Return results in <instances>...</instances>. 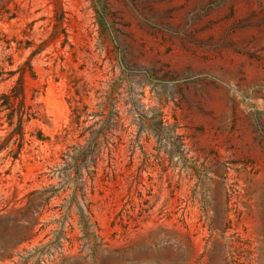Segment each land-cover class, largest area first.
<instances>
[{
  "label": "rangeland",
  "instance_id": "374dc122",
  "mask_svg": "<svg viewBox=\"0 0 264 264\" xmlns=\"http://www.w3.org/2000/svg\"><path fill=\"white\" fill-rule=\"evenodd\" d=\"M0 33L36 75L23 145L0 114V264H264V0H0ZM72 86L121 117L95 181L61 158Z\"/></svg>",
  "mask_w": 264,
  "mask_h": 264
},
{
  "label": "trees",
  "instance_id": "16d2710c",
  "mask_svg": "<svg viewBox=\"0 0 264 264\" xmlns=\"http://www.w3.org/2000/svg\"><path fill=\"white\" fill-rule=\"evenodd\" d=\"M2 33H0V36ZM2 40L0 39V42ZM14 40H8L7 36H5L4 42L6 43V49H11V43ZM15 42L17 43V51L22 50V41L15 38ZM48 43H46L47 45ZM45 43H43L41 49L37 52H33L32 56H36L41 53L46 47ZM30 47V46H28ZM12 66V64H11ZM8 75L9 78H12L19 74V78L16 81L15 85L6 93L0 94V114L5 113V119L8 126V130H11V136H19L21 138V144L25 143V130L26 126L36 119V113L34 112V108L28 102L26 87H25V78L27 75H30L32 78H36L34 68L31 64L30 59L25 62L22 66L18 68L16 71H11L8 73L0 72V77L4 75ZM7 79V80H8ZM5 80H2L3 82ZM75 89V94L81 99V102L76 101L73 97L71 100L75 102V105L72 107V115H71V125L64 130L65 140L68 139L72 134L80 133L78 138L80 140L85 141V145H77L73 147H69L68 151L62 154V160L67 166H73L76 168V175H78L82 171L83 167L81 164H91L95 168L93 171H89L88 174L92 181H95L97 177V166L101 161L104 150L109 153L110 164L115 162L114 153L118 147V142L121 141L120 136L117 135V132L120 129L121 117L120 113L116 111V108L111 106L110 104L114 101L112 99V92H103L99 91L97 93H102L104 95L100 96L101 103L97 105V109H91L88 105L82 102L84 96H88L89 93L87 90L83 92L77 86H72ZM81 103V105H77ZM96 120L93 125L89 127H85L91 120ZM96 128L94 132H89L90 129ZM88 133H90V137H88ZM42 134L39 136V140H42ZM116 140L118 142H116ZM22 149V146H21ZM21 149L18 154L15 156L17 159L21 153ZM114 166V164H112ZM70 169V168H69ZM113 181L117 178V172L114 170L111 173ZM64 177L68 178L69 181L75 182V178L72 177V173L63 172ZM109 172H107V176H109ZM81 178H83V174H80ZM108 178V177H106ZM85 185V181L83 183ZM83 187H76L73 190L75 196L79 193L84 192ZM88 214L90 217L86 219V225L91 226L92 221L91 217H93V211L91 208L88 210Z\"/></svg>",
  "mask_w": 264,
  "mask_h": 264
}]
</instances>
